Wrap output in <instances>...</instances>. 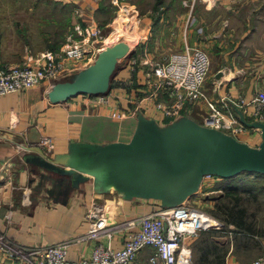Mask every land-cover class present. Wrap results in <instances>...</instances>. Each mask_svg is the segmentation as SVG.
Instances as JSON below:
<instances>
[{
    "label": "crops",
    "instance_id": "obj_1",
    "mask_svg": "<svg viewBox=\"0 0 264 264\" xmlns=\"http://www.w3.org/2000/svg\"><path fill=\"white\" fill-rule=\"evenodd\" d=\"M56 1L72 6L75 14L71 25L82 30V37L79 35L82 39L78 41L85 43L87 52L82 59L65 58V70L54 80L0 94V232L12 243L31 247L68 240L71 245L67 257L75 261L89 257L97 243L120 248L131 221L166 209L160 198L131 194L101 173L91 175L78 170L76 164L84 159L87 150L112 142H128L138 116L164 128L186 119L199 122L196 118L207 112L204 103L187 104L173 117L156 109L157 102L168 103L169 98L163 91L153 92L151 70L156 61H164L172 53L153 54L156 40L173 43V48L180 46L178 50L185 45L204 50L212 74L210 84H204L207 96L218 106L221 100L225 101L240 123V116L247 123L258 122L259 112L255 114L256 106L251 100L257 92H264V0H164L154 14L156 21L150 11L140 14L129 1ZM122 9L128 12L123 14L128 24L126 37L134 42H127L131 49L126 63L106 74L109 103H96L88 94L63 102L51 101L49 92L56 83L90 75V67L107 47V40L115 30L114 19L118 16L115 19L118 23L122 16L118 12ZM111 10L113 15L108 17ZM120 29L126 31L123 26ZM38 35L43 37L47 33ZM106 41L104 47L102 43ZM34 51V55L23 56L24 60L52 50L42 46ZM113 111L125 115L116 118L111 115ZM223 112L227 113L225 109ZM43 136L51 138L50 150L39 146ZM237 138L257 147L261 131L246 126ZM221 183L218 177L203 181L199 190L183 203H199L200 192L212 203L216 196L209 195L221 193ZM94 207L101 208L109 223L117 227L110 237L100 235L85 240L93 220L86 214ZM261 215L264 219V213ZM202 232L213 233L212 238L223 247L222 264H251L264 256V235H252L244 246L233 231L209 229L188 240L192 264L193 242ZM151 252L149 247L142 249L138 261L147 264Z\"/></svg>",
    "mask_w": 264,
    "mask_h": 264
},
{
    "label": "built area",
    "instance_id": "obj_2",
    "mask_svg": "<svg viewBox=\"0 0 264 264\" xmlns=\"http://www.w3.org/2000/svg\"><path fill=\"white\" fill-rule=\"evenodd\" d=\"M76 30L78 34H83L81 29ZM84 46L85 43L80 40L59 51L43 53L37 62L0 67V94L19 92L32 88L43 80L56 79L65 70V58L85 57ZM134 62L133 60L132 63ZM209 69L210 61L206 52L189 45L172 52L166 60L155 62L152 70V90L155 94L163 91L169 98L168 103L159 101L155 107L163 115L173 117L187 104L204 103L207 113L200 124L237 138L246 130V126L233 116L225 101L221 100L222 104L218 106L207 96L204 83ZM93 100L107 105L110 98L107 94ZM252 102L256 106V114L264 106V92H257ZM111 115L122 118L125 113L113 111ZM38 144L47 150L52 148V140L47 136H43ZM215 178L217 177L207 175L203 181ZM86 216L93 220L83 238L85 240L95 239L100 235L110 237L117 227L109 223L108 217L99 207H94ZM128 227L125 241L120 248L97 243L89 257L75 261L67 257L71 245L68 240L31 247L12 243L0 232V264H143L138 261V257L140 251L147 247L152 249L147 264H192L189 238L204 230L222 229V224L194 204L182 203L140 216L131 221ZM251 264H264V256L258 257Z\"/></svg>",
    "mask_w": 264,
    "mask_h": 264
},
{
    "label": "water",
    "instance_id": "obj_3",
    "mask_svg": "<svg viewBox=\"0 0 264 264\" xmlns=\"http://www.w3.org/2000/svg\"><path fill=\"white\" fill-rule=\"evenodd\" d=\"M130 49L123 40L106 47L90 67L88 77L56 83L49 92L50 100L63 102L79 94L107 95L106 74L130 55ZM240 121L260 129L257 147L191 119L160 128L153 120L138 116L128 142L92 146L76 168L91 175L101 173L131 194L160 198L166 208L176 207L199 190L207 175H264V123H247L242 116Z\"/></svg>",
    "mask_w": 264,
    "mask_h": 264
},
{
    "label": "rangeland",
    "instance_id": "obj_4",
    "mask_svg": "<svg viewBox=\"0 0 264 264\" xmlns=\"http://www.w3.org/2000/svg\"><path fill=\"white\" fill-rule=\"evenodd\" d=\"M124 1L137 2L140 6L144 8H148V9L149 8L151 9L155 5V0H124ZM55 2H59V1H56V0H0V67H7V66H14V65L22 66L28 63H34L35 61L37 62V60L40 59L41 56L37 58H33V59L29 58L25 60L23 56L30 55V54L34 55L35 48L42 47V46H47L48 50L55 49L59 51L62 48H66L69 45H73L75 42H77L82 37L80 34L76 32L75 27L71 25V21L73 19L72 16L73 14H75V11L73 9L71 10L70 8L66 11L61 10V7H59L58 5L57 6L54 5ZM130 9L134 11L133 7H130ZM123 11L124 9L118 12V15L122 13L121 14L122 16H119L118 23H115V19L118 16H116L114 19L115 30L112 34V37L107 40L109 41L108 45L117 39L124 38L129 35V33L127 32L128 24L125 23L123 19L124 18L123 14H127L128 12H123ZM112 15H113V11L111 10L109 14H107V16L109 17ZM229 18L232 19L233 18L232 15H230ZM120 25L123 26L126 31H122L120 29L121 28ZM44 32L47 33V36L39 37L38 34L44 33ZM109 37L110 35L106 36L105 39ZM84 40L86 41L88 40V38ZM107 41L102 43L104 44V47H106L105 45ZM156 42L157 40L155 41L156 51H152V53L156 55L158 54L157 51L158 52L160 51L166 54V53H170L175 50H178L180 48V46H178L177 48H173L174 47L173 43L163 44V43H156ZM159 49H162V50H159ZM162 56L163 54L160 55V57ZM125 59H126V56L120 59L117 62L116 67L118 68L122 66L123 64H125L126 63ZM134 63H132L133 66H135ZM153 67H154V64H153ZM211 75L212 74H211V68H210L209 73L204 83L205 85L210 84L212 80ZM95 97L97 96L93 95L91 99L93 100ZM258 112H259V115L256 116V120L258 122L264 123V106H262L261 109L258 110ZM206 113L207 112H204L203 114L198 116L196 120L201 122L204 116L206 115ZM256 130H260V129L256 128ZM246 178L248 180L249 179L256 180L255 182L257 184L259 183V180L255 179L253 175L248 176V177L246 176ZM201 194L202 192H200L198 196L196 195L197 197H199V199H197V202L199 203H197L198 205L194 203V205L197 206L198 208H201L207 214L212 216L208 211L209 209L212 208L213 201L212 203L209 202V200L205 198L206 196L204 197V195H201ZM217 194H220V193H212V195H209V196L217 197L218 196ZM262 211L263 212H261L260 215H258V218H259L260 225L263 226L264 219L261 214L264 213V210ZM221 224L223 228L225 225H223L222 222ZM229 226L226 229L232 231L233 226L231 227Z\"/></svg>",
    "mask_w": 264,
    "mask_h": 264
},
{
    "label": "trees",
    "instance_id": "obj_5",
    "mask_svg": "<svg viewBox=\"0 0 264 264\" xmlns=\"http://www.w3.org/2000/svg\"><path fill=\"white\" fill-rule=\"evenodd\" d=\"M59 3L55 2L54 5H61ZM131 3L137 6L140 14L150 11L152 15L159 10L164 0H155V5L151 9L144 8L137 2ZM69 8L73 9L69 4L61 5V10L66 11ZM154 21H156V17ZM251 175L259 180L258 184L255 182L256 180L246 178ZM220 179L222 180L219 185L221 193L214 198L212 208L208 212L225 225L223 228L226 229L232 225L235 238L247 246V241L251 239L252 235H264L263 226L260 225L258 218V215L264 210V175L256 172H243L231 178ZM212 235L211 232H202L201 237L193 242V264L223 263L224 249L217 244Z\"/></svg>",
    "mask_w": 264,
    "mask_h": 264
},
{
    "label": "bare ground",
    "instance_id": "obj_6",
    "mask_svg": "<svg viewBox=\"0 0 264 264\" xmlns=\"http://www.w3.org/2000/svg\"><path fill=\"white\" fill-rule=\"evenodd\" d=\"M118 40H123V41H126V42H128V43H133V42H134V40H133L131 37L120 38V39L115 40L114 42H116V41H118ZM114 42H112L111 44H113ZM111 44H109L108 46H110ZM108 46H107V47H108Z\"/></svg>",
    "mask_w": 264,
    "mask_h": 264
}]
</instances>
